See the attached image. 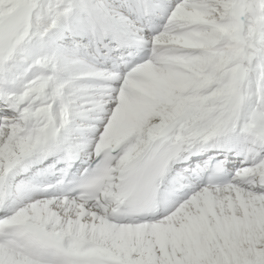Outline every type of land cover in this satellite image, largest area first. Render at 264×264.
<instances>
[{
	"label": "snow or ice",
	"instance_id": "6c2138e0",
	"mask_svg": "<svg viewBox=\"0 0 264 264\" xmlns=\"http://www.w3.org/2000/svg\"><path fill=\"white\" fill-rule=\"evenodd\" d=\"M0 264H264V0H0Z\"/></svg>",
	"mask_w": 264,
	"mask_h": 264
}]
</instances>
